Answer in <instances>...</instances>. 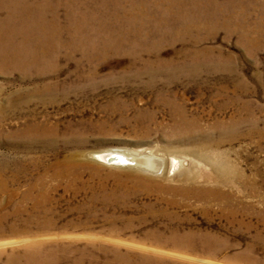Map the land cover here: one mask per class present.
<instances>
[{"label":"rangeland","instance_id":"rangeland-1","mask_svg":"<svg viewBox=\"0 0 264 264\" xmlns=\"http://www.w3.org/2000/svg\"><path fill=\"white\" fill-rule=\"evenodd\" d=\"M22 41L42 46L17 54ZM201 145L228 174L194 158ZM110 149L184 167L91 159ZM186 184L201 190L186 199ZM8 226V242L43 232L21 264H264V0H0ZM172 229L213 234L211 252L156 241ZM18 244L0 247V264Z\"/></svg>","mask_w":264,"mask_h":264},{"label":"bare ground","instance_id":"bare-ground-1","mask_svg":"<svg viewBox=\"0 0 264 264\" xmlns=\"http://www.w3.org/2000/svg\"><path fill=\"white\" fill-rule=\"evenodd\" d=\"M14 11L12 10V12L7 16L5 20L6 22L8 23L14 22V18H13ZM33 22L35 25H42V26L44 25V22L41 21L40 18H35ZM45 28L46 27H43V31L41 32L43 35L44 33H46V30H44ZM41 46H42V43H39L35 46H29L28 44L22 41L19 43V46L16 49H12V50L16 51L17 54H27V53L35 52V50L39 49ZM192 124H193V121H192ZM192 155H195L194 158H197V161L201 162L202 165L206 166V168L207 167L210 168V170H207L208 172L216 170L217 172H220L222 174H228L230 171V167L226 159L219 153L217 154V156H214L213 153L207 152L206 147L204 145L200 146L198 153H192ZM91 159L96 162H100L103 164L105 163L107 165L118 166V167L124 166V168L125 167L132 168L138 171H150L152 173H160L161 175L164 174L167 167L168 168L170 167L168 169L169 174L170 172L174 173L175 171L181 173L182 172L181 169L183 166V164L181 165L179 159L175 157H172L171 162H170L171 166H169V162L163 159V157L159 158V156H155V155L151 156L150 154H147V153H143L140 155L134 152H129V151L120 150V149L119 150L110 149V150L93 152L91 154ZM187 165L185 167L191 168V162L189 159H188ZM211 174L212 173H208L205 175V177L206 176L211 177ZM193 177L194 176H192L191 169L188 170L187 172H184L185 181L189 182L191 179H193ZM154 185L155 187H157V186H160L161 184L158 182V183H155ZM189 187H190V184H186L175 190H177L178 193H180L186 199H191V197H193L196 192L201 190V189H197V187H192V188H189ZM171 189L173 190L174 193H177L173 188ZM171 204L174 205L175 203H172V202L167 203L168 206H170ZM14 228L15 227L13 226L12 228L8 226L5 230L6 234L3 233L4 231H0V238L1 237L3 238V239H0V247L5 244H18L19 243L18 245L20 247H26L27 250L25 252L20 253L18 256L17 255L9 256L6 264H21L19 260L21 259L22 256L27 257L28 260L36 259L37 251L31 250L30 247L33 246L37 242L36 240H40L39 238L41 237V234H43V232L42 231H38V232L28 231L30 232L28 233L25 228H22L20 230L22 238H18L17 240L15 239L12 242H8L6 239H4V236L5 238L7 236L8 237L17 236L18 230ZM210 237L213 240L215 238L213 234H203L200 231L191 230L188 232H182V231L179 232V229H172L169 236H164V237L158 236L156 241L162 245L163 243L168 244L170 246L173 245L174 247L178 248L176 249L177 251L184 252V253H188V251L196 252L199 250L198 249L199 246H200V249L202 250L201 252L209 253L211 252V250L205 249V247L212 243V240ZM180 248H182V250ZM42 258L45 261H47V258L45 256L42 255Z\"/></svg>","mask_w":264,"mask_h":264}]
</instances>
